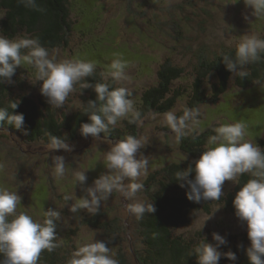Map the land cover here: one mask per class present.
Returning a JSON list of instances; mask_svg holds the SVG:
<instances>
[{"label": "clouds", "instance_id": "clouds-1", "mask_svg": "<svg viewBox=\"0 0 264 264\" xmlns=\"http://www.w3.org/2000/svg\"><path fill=\"white\" fill-rule=\"evenodd\" d=\"M20 2L26 8L43 11L38 8L36 0ZM244 3L251 9L252 17L264 18V0H244ZM248 19L245 16V20ZM225 42L229 47L233 44L231 39H226ZM222 58L226 69L235 77L248 78L250 73L247 66L264 59V37L255 32H247L235 42L234 57L223 54ZM22 66L34 69L35 80L42 82L40 92L52 108L63 109L69 95L77 90V85L80 95L86 89L94 91L95 100L80 103L89 120L80 126V134L84 138L91 136L94 140L101 141L100 133H111L121 121L142 127L148 118H159L162 125L174 135L176 143L194 132L199 135L197 129L202 116L199 106L185 105L179 110L174 107L163 113L150 112L148 116L142 115L136 107L133 92L128 87L132 83V77L127 71L129 62L121 54L115 53L111 62L100 72L103 82L89 83L87 78L93 77L96 71L95 61L79 57L59 58V50L44 47L38 37L22 34L9 39L0 35V83H13L16 70ZM109 80L117 86L113 87L107 82ZM255 83L259 84V81ZM18 104L19 102L10 100L8 107L14 110ZM178 111L181 114L178 115ZM24 120L22 113L11 114L8 108L0 107V123L6 121L16 129H23ZM212 133L208 136L199 159L192 161L187 170L176 171L175 178L186 182L188 200L200 203L202 200H220L225 195L222 190L225 181L234 182L239 176L250 174L252 178L241 185L235 194L233 207L235 216L247 224L248 238L251 241V246L247 248L249 264H264V149L245 139L247 128L242 121L217 122ZM44 135L47 137L44 145L47 153L73 151V147L64 138H59L50 131H46ZM148 144L147 136L133 134L125 135L115 143L108 141L109 147L103 156L107 172L101 173L90 186H85L88 170L79 167L69 169L64 156H53L49 166L51 175L59 180L70 173L75 188L79 185L83 192L80 198L76 197L75 192L64 195V207L73 201L69 211L77 214L75 218L79 221L82 219L79 212L95 216L100 211L101 204L117 193L128 201L126 210L137 220L154 213V205L138 196L145 190L141 178L148 175L151 164V156H145L141 151ZM4 168L5 165L0 163V170ZM192 173L195 174L194 179H189ZM186 185L180 184L182 188ZM21 200L17 191L0 186V264H38L41 253H52L62 244V238L57 234V226L62 219L61 211L50 207L44 210L43 220L34 219L28 211L17 210ZM212 237L216 241L215 246L202 240L190 253L197 256L198 264H219L222 255L231 261L237 259L231 251H218L221 245L226 244L224 237L218 233H213ZM65 264H119V260L112 248L106 246V242L94 239L84 243L77 241Z\"/></svg>", "mask_w": 264, "mask_h": 264}, {"label": "rangeland", "instance_id": "rangeland-1", "mask_svg": "<svg viewBox=\"0 0 264 264\" xmlns=\"http://www.w3.org/2000/svg\"><path fill=\"white\" fill-rule=\"evenodd\" d=\"M70 3L76 25L69 38V50H59V58L92 60L104 70L115 53L121 54L129 62L127 71L132 83L128 87L136 94V107L143 92L158 83V71L163 64L170 62L191 75L203 58L212 59L228 46L226 39H231L235 46L247 32L264 37V18L252 17L244 0H70ZM245 16L249 19L245 20ZM25 68L31 77L35 76L34 69ZM25 84L33 96L41 94L42 82L35 77ZM182 106L185 103L180 102L177 109ZM200 108L202 116L197 129L200 134L216 127L217 122L242 121L247 128L246 140L257 145L264 140V87L243 92L231 90L217 105ZM141 128L139 136L149 138V144L141 151L151 156L149 173L141 178L144 182L155 170L179 162L185 155L181 142H175L174 135L159 118H148ZM101 141L79 140L71 145V153L63 150L47 153L43 145L26 144L0 131V163L5 165L0 170V186L17 191L22 197L17 210L28 211L34 219L43 220L44 210L50 207L61 211L63 234L71 245L76 247L77 241H104L116 258L121 250L127 262L138 264L135 253L145 251L144 240L138 220L126 210L128 201L114 193L101 204L98 214L92 216L81 211L78 215L82 219L78 221L77 214L69 211L73 201L64 207L63 196L75 192L80 198L81 187L75 188L70 173L59 180L51 175L52 157L62 155L69 169L88 170L85 186H90L101 173L107 172L103 156L109 145ZM234 183L224 184L228 188ZM138 196L148 201L143 191ZM218 209L212 215L197 216L191 227L180 232L212 231L221 236L248 232L246 222L240 221L235 213Z\"/></svg>", "mask_w": 264, "mask_h": 264}, {"label": "trees", "instance_id": "trees-1", "mask_svg": "<svg viewBox=\"0 0 264 264\" xmlns=\"http://www.w3.org/2000/svg\"><path fill=\"white\" fill-rule=\"evenodd\" d=\"M36 3L43 11L26 8L20 0H0V34L9 39L27 34L30 37H38L40 43L49 50H69V38L76 25L71 14L70 0H36ZM223 54L234 57L235 46H226L212 59L203 58L191 75H188L184 68L170 62L163 64L158 71V83L143 92L138 110L142 115L148 116L150 112L163 113L177 108L180 102L189 107L214 106L231 90L243 92L264 85V59L248 65L250 74L248 78L241 79L226 69ZM101 71L103 70L96 67L93 77L87 78L88 82H103L100 77ZM27 74L29 77L25 79ZM34 77L30 76L25 66H22L16 70L12 78L13 83H0V107L8 108L11 114L22 113L25 118L23 129H16L14 125L5 121L0 123V131L10 138L16 137L30 145L44 146L47 143V137L44 135L46 131L64 138L70 145L79 140H92L91 136L84 138L80 134L81 124L89 122L80 103L86 104L89 100H95L94 91L86 89L83 90V95H80L77 85V90L69 95L64 108L55 109L42 94L33 96L30 93L25 83ZM256 81H259V84L255 83ZM107 82L113 87L117 86L111 80ZM133 96L136 97L134 92ZM10 100L19 102L16 109L8 107ZM140 128L124 121L111 133L107 135L100 133V138L104 142L115 143L127 134L139 136ZM211 134L212 129L199 135L194 132L182 139L181 149L185 158L155 170L143 182L145 185L143 194L146 195L148 202L154 205L156 211L138 220L145 247L144 252L139 255L135 253L138 264H198L197 256L190 253L202 240L215 246L216 241L212 237L215 232L196 231L184 234L180 231L191 227L197 216L212 215L218 208L235 213L233 207L235 194L241 185L252 178L250 174L239 176L232 187L227 188L224 184L222 190L225 195L220 200H202L200 203L188 200L186 182L177 181L175 178L176 171L187 170L192 161L199 159ZM259 146L264 149V140L260 141ZM194 175L192 173L188 178L194 179ZM181 183H185L186 186L182 188ZM124 231L123 227L122 232ZM57 234L62 238L61 247L52 253L47 251L41 253L38 264H65L71 251L75 249L70 239L65 238L60 222ZM222 237L225 238L226 244L221 245L218 251L221 253L231 251L237 259L231 261L222 255L219 264H249L247 248L251 246V241L248 232ZM119 252L120 255L117 257L119 264H131L125 260L121 250Z\"/></svg>", "mask_w": 264, "mask_h": 264}]
</instances>
